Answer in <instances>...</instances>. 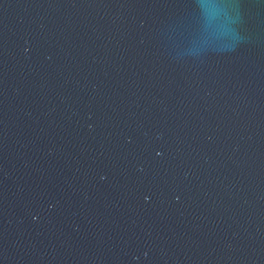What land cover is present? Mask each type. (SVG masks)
Instances as JSON below:
<instances>
[{
	"label": "water",
	"instance_id": "1",
	"mask_svg": "<svg viewBox=\"0 0 264 264\" xmlns=\"http://www.w3.org/2000/svg\"><path fill=\"white\" fill-rule=\"evenodd\" d=\"M0 264H264V0H0Z\"/></svg>",
	"mask_w": 264,
	"mask_h": 264
}]
</instances>
